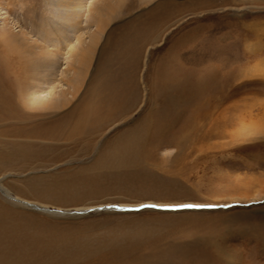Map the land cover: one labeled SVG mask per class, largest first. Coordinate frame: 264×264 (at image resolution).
I'll list each match as a JSON object with an SVG mask.
<instances>
[{"label": "rangeland", "instance_id": "obj_1", "mask_svg": "<svg viewBox=\"0 0 264 264\" xmlns=\"http://www.w3.org/2000/svg\"><path fill=\"white\" fill-rule=\"evenodd\" d=\"M61 2L0 0V264H264V0Z\"/></svg>", "mask_w": 264, "mask_h": 264}, {"label": "bare ground", "instance_id": "obj_2", "mask_svg": "<svg viewBox=\"0 0 264 264\" xmlns=\"http://www.w3.org/2000/svg\"><path fill=\"white\" fill-rule=\"evenodd\" d=\"M80 0H62V4H61V6L63 7V8H67V7H72V9L74 8L73 6H76V7H78V3L77 4H74L75 2H79ZM116 1H119V0H116ZM60 3V2H59ZM71 9V14L72 15H74V16H76V15H78L77 13L78 12H76L75 10L73 11ZM98 11V9H94V11H92V12H90V14L88 15V21H91L92 23H94V24H96V33H94L93 35H92V38H91V40H90V42H89V44L86 46V47H82L81 49H78L77 50V57L76 56H74V57H76V61L77 62H75V63H78V66H79V68L78 67H75L74 66V73H75V76H74V79L73 80H71V81H69V83H70V85L72 84V93L71 94H74V93H76L77 92V89H78V78L81 76L80 75V73H81V71H82V69L81 68H83L82 66H87V61L91 58V57H89V55L92 53V49H94V47L96 46V44H97V41L99 40V38L101 37V35H102V29H103V26H104V23H103V15L100 13V12H97ZM111 13V12H110ZM112 15L110 14V17H111ZM92 55V54H91ZM81 80V79H80ZM81 82V81H80ZM79 82V83H80ZM71 88V87H70ZM79 91V90H78ZM31 97L29 96V99H30ZM23 102H25V101H23ZM29 103H30V108H32V109H34V110H36V111H42V112H46V111H49V110H52V111H59V110H61V109H64V108H66L67 107V105L69 104V100H68V98H66V94L65 93H62V94H60L58 97H56L55 98V96L53 95V97L51 98V99H49V100H45V99H43V100H36V99H34V100H30L29 101ZM9 110H10V112H11V114H6V117H8L9 115H17V112L14 110V109H10V108H8ZM27 110V109H26ZM84 116L83 115H79V116H77V119L75 120V121H73V133L74 132H78L80 129H82V127L84 126L83 125V123H85L86 122V119H84L83 118ZM66 122V120L65 121H63V123H65ZM63 123H59L58 124V126L55 128V127H50V128H45V129H41V130H39L40 132L39 133H37L38 131H30V132H27L26 134H25V131L23 130L22 132H20V133H22V134H25V135H27V136H30V134L32 135V136H44L45 138H47V139H50V140H55V139H61V137H63L64 135H63V133L61 132L60 133V130L62 131V129H61V125L63 124ZM67 124V123H66ZM64 125V124H63ZM89 126V125H88ZM70 131V130H69ZM66 134V133H65ZM151 134V133H150ZM41 138V137H40ZM42 139V138H41ZM13 238H14V236H12ZM10 238V237H9ZM8 237H7V239H9ZM10 239H12V238H10ZM22 240H23V242L24 241H26L27 243H29L31 240H29V239H27L26 237H23L22 238ZM22 240H21V242H22ZM7 241V240H6ZM6 241H5V243H6ZM10 241H12V240H10ZM19 243V245L21 244V246H22V243ZM26 242H24V244L26 243ZM46 242V241H45ZM12 244V246L14 245V244H18V242H16L15 241V238L13 239V243H11ZM37 244V243H36ZM9 245V244H8ZM30 245V244H29ZM28 245V246H29ZM28 246H24L25 248H27ZM9 248V247H8ZM34 248V247H33ZM39 248V247H38ZM11 249H15L14 247L13 248H11ZM41 249V248H40ZM39 249V250H40ZM49 249V248H48ZM16 250V253H15V255L16 256H18L19 258H24V257H22L23 255L26 257H28V253H29V251H22L20 248L19 249H15ZM32 250V249H31ZM34 250V249H33ZM74 250V249H73ZM5 251V250H4ZM3 251V252H4ZM7 251H9V249L7 250ZM12 251V250H11ZM37 251V250H36ZM35 251V252H36ZM40 253V252H39ZM77 253V252H76ZM1 254V253H0ZM4 254V253H3ZM13 254H14V252H13ZM34 254V253H33ZM12 256V255H11ZM15 256V257H16ZM74 256V255H73ZM1 257V256H0ZM3 257V256H2ZM6 257V256H5ZM75 257V256H74ZM8 258L10 259V257L8 256ZM7 258V259H8ZM77 258H80V257H77ZM74 259V258H73ZM72 259V260H73ZM2 260H3V258H2ZM16 260V259H15ZM12 261H14V260H12ZM1 262V261H0ZM5 262V261H4ZM68 262V261H67ZM71 262V261H70ZM13 263V262H12ZM1 264H3V263H1Z\"/></svg>", "mask_w": 264, "mask_h": 264}, {"label": "snow or ice", "instance_id": "obj_3", "mask_svg": "<svg viewBox=\"0 0 264 264\" xmlns=\"http://www.w3.org/2000/svg\"><path fill=\"white\" fill-rule=\"evenodd\" d=\"M187 207H192L191 205L187 206Z\"/></svg>", "mask_w": 264, "mask_h": 264}]
</instances>
